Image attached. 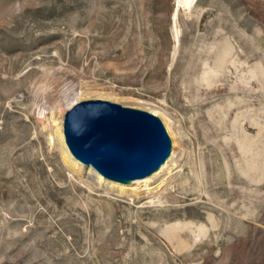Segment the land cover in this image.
Returning a JSON list of instances; mask_svg holds the SVG:
<instances>
[{
    "label": "rangeland",
    "instance_id": "374dc122",
    "mask_svg": "<svg viewBox=\"0 0 264 264\" xmlns=\"http://www.w3.org/2000/svg\"><path fill=\"white\" fill-rule=\"evenodd\" d=\"M193 5L0 0V264H264V159L250 183L220 137L194 150L186 144L192 155L182 159L184 177L169 184L172 204L149 205V197L92 183L66 161L53 132L57 105L38 89L51 75L62 79L61 93L81 83L122 97L121 105L137 100L178 115L198 98L192 82L211 57L208 45L228 40L242 68L262 70L254 102L264 150V0ZM176 222L210 233L180 250L163 232ZM179 236L194 243L187 229Z\"/></svg>",
    "mask_w": 264,
    "mask_h": 264
},
{
    "label": "bare ground",
    "instance_id": "6f19581e",
    "mask_svg": "<svg viewBox=\"0 0 264 264\" xmlns=\"http://www.w3.org/2000/svg\"><path fill=\"white\" fill-rule=\"evenodd\" d=\"M195 1L177 0V4L191 8ZM193 10L195 9L193 8ZM173 16L176 26L174 36L177 41L180 34L176 25L177 10ZM209 45L207 48L208 51H212L211 57H206L200 62L199 72L193 77L192 88L198 98L190 106H184L178 115L166 108L145 104L142 101L136 100V105L133 106L123 104L159 117L172 141V152L167 161L152 175L134 180L131 184L111 180L95 167L89 166L79 159L71 145L69 134L70 116L80 105L92 100L122 104L123 98L113 93L89 91L81 83L69 85L61 93L58 87L62 83V79L44 75L38 89L46 94L47 104L57 105L52 112L53 122L56 125L53 132L58 138V144L65 154L66 161L92 183L103 184L109 190L133 198L149 197L150 200L148 198L146 202L149 205L169 206L176 196L169 184L171 185L177 179L184 177L185 166L181 164L185 160L184 157L191 154L194 146L201 144L207 147L209 140L217 143V138L220 137L224 145H227L230 150H235L234 164L239 174L247 178L250 183L255 182L258 171L262 167V159H264V150L258 143V124L254 102L255 81L259 75L261 76L262 70L257 63L242 68L243 63L236 56V46L228 40H222L221 44L214 48ZM229 67L232 68V72ZM229 73L233 74V79L225 86L224 80ZM221 92L224 94L217 96ZM246 93H249L247 94L249 96ZM186 144H189L192 149L188 150ZM160 190L162 191L159 192ZM208 219L213 223L211 227L214 230L216 218L209 215ZM186 229L191 232L194 243H188L179 236V231ZM163 232L165 236L174 241L178 249L192 251L202 237L209 235L210 230L204 224L176 222L167 225Z\"/></svg>",
    "mask_w": 264,
    "mask_h": 264
},
{
    "label": "water",
    "instance_id": "95a60500",
    "mask_svg": "<svg viewBox=\"0 0 264 264\" xmlns=\"http://www.w3.org/2000/svg\"><path fill=\"white\" fill-rule=\"evenodd\" d=\"M69 134L79 159L125 184L152 175L172 152L159 117L105 100L87 101L73 111Z\"/></svg>",
    "mask_w": 264,
    "mask_h": 264
}]
</instances>
